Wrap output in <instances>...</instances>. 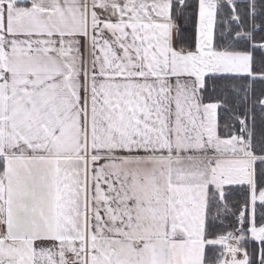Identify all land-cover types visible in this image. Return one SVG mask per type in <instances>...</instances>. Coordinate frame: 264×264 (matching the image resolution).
Here are the masks:
<instances>
[{
    "label": "snow or ice",
    "instance_id": "6c2138e0",
    "mask_svg": "<svg viewBox=\"0 0 264 264\" xmlns=\"http://www.w3.org/2000/svg\"><path fill=\"white\" fill-rule=\"evenodd\" d=\"M0 264H264V0H0Z\"/></svg>",
    "mask_w": 264,
    "mask_h": 264
},
{
    "label": "trees",
    "instance_id": "16d2710c",
    "mask_svg": "<svg viewBox=\"0 0 264 264\" xmlns=\"http://www.w3.org/2000/svg\"><path fill=\"white\" fill-rule=\"evenodd\" d=\"M224 11H225V13H227V11H228V10H227V8H225V10H224ZM258 22H259V21H258Z\"/></svg>",
    "mask_w": 264,
    "mask_h": 264
}]
</instances>
